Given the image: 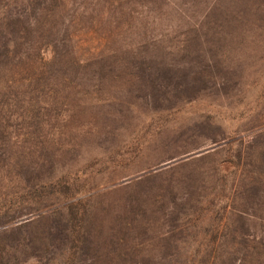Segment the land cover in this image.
Returning <instances> with one entry per match:
<instances>
[{
	"label": "rangeland",
	"instance_id": "obj_1",
	"mask_svg": "<svg viewBox=\"0 0 264 264\" xmlns=\"http://www.w3.org/2000/svg\"><path fill=\"white\" fill-rule=\"evenodd\" d=\"M0 264H264V0H0Z\"/></svg>",
	"mask_w": 264,
	"mask_h": 264
}]
</instances>
